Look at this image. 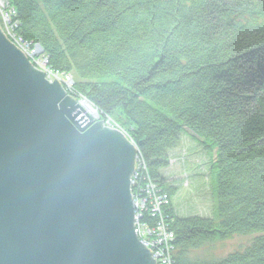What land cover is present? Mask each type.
<instances>
[{"label":"trees","instance_id":"obj_1","mask_svg":"<svg viewBox=\"0 0 264 264\" xmlns=\"http://www.w3.org/2000/svg\"><path fill=\"white\" fill-rule=\"evenodd\" d=\"M3 1L18 35L75 77L70 94L126 129L167 196L173 264H264V0ZM186 131L207 159L209 217L177 216L161 174ZM248 235L223 258L192 254Z\"/></svg>","mask_w":264,"mask_h":264},{"label":"water","instance_id":"obj_2","mask_svg":"<svg viewBox=\"0 0 264 264\" xmlns=\"http://www.w3.org/2000/svg\"><path fill=\"white\" fill-rule=\"evenodd\" d=\"M45 74L0 30V264H154L133 231L136 146Z\"/></svg>","mask_w":264,"mask_h":264},{"label":"built area","instance_id":"obj_3","mask_svg":"<svg viewBox=\"0 0 264 264\" xmlns=\"http://www.w3.org/2000/svg\"><path fill=\"white\" fill-rule=\"evenodd\" d=\"M14 14V10L9 8L5 1L0 0V29L3 35L24 55L33 68L46 73L47 80L52 82L56 79L58 82L69 85V77L53 71L48 66L47 57L44 52H41L39 45H32L18 35L15 31L16 23L12 21ZM38 53L41 54L38 55ZM104 125L120 130L111 121L110 123L104 121ZM146 175V166L138 151L134 158L133 172L129 178L133 206V231L136 239L151 253L154 264H173L171 251L174 249V234L169 230V225L166 223L167 217L163 212L168 199L147 181Z\"/></svg>","mask_w":264,"mask_h":264},{"label":"rangeland","instance_id":"obj_4","mask_svg":"<svg viewBox=\"0 0 264 264\" xmlns=\"http://www.w3.org/2000/svg\"><path fill=\"white\" fill-rule=\"evenodd\" d=\"M5 39L12 44L7 37H5ZM13 47L17 50L14 45ZM39 49L43 52L41 47H39ZM39 54L41 53H38V55ZM28 63L30 64L29 61ZM62 75L67 76L70 79L69 85L57 81L64 93L72 98H77L79 100L84 99L80 96L75 97L69 92V90L73 88L75 77L71 74L63 73ZM44 79L50 84L53 83V81L50 82L47 80L45 75ZM97 114L99 115L97 119L94 117L92 118L98 121L101 116L98 111ZM106 123H110V121L107 119ZM111 125L114 127L113 124ZM120 131H122L130 140V136L126 132V129H122L121 127ZM167 157L168 166L161 170V174L171 185L178 187V191L172 199L173 209L177 216H211L216 207L215 199L210 190L207 159L197 141L186 131L180 137L177 147L167 152ZM252 240V235L233 236L229 239L216 241L207 246H203L202 248L193 251L192 254L196 257L220 259L235 250H243V248H245Z\"/></svg>","mask_w":264,"mask_h":264},{"label":"bare ground","instance_id":"obj_5","mask_svg":"<svg viewBox=\"0 0 264 264\" xmlns=\"http://www.w3.org/2000/svg\"><path fill=\"white\" fill-rule=\"evenodd\" d=\"M80 106L81 108L88 114L91 115L92 117H95L97 115V111L90 105L88 101L85 99H80Z\"/></svg>","mask_w":264,"mask_h":264}]
</instances>
